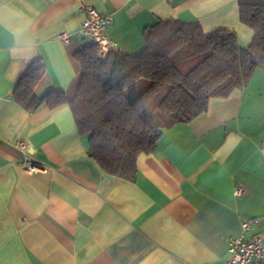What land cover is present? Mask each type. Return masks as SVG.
I'll list each match as a JSON object with an SVG mask.
<instances>
[{
  "label": "crops",
  "instance_id": "obj_1",
  "mask_svg": "<svg viewBox=\"0 0 264 264\" xmlns=\"http://www.w3.org/2000/svg\"><path fill=\"white\" fill-rule=\"evenodd\" d=\"M82 5L112 14L104 32L128 54L161 20L232 30L241 47L253 38L238 0H0V264H225L243 222L245 237L264 234V70L189 121L159 109L164 126L135 178L108 174L68 104L27 111L13 98L36 59L34 94L74 93Z\"/></svg>",
  "mask_w": 264,
  "mask_h": 264
},
{
  "label": "trees",
  "instance_id": "obj_2",
  "mask_svg": "<svg viewBox=\"0 0 264 264\" xmlns=\"http://www.w3.org/2000/svg\"><path fill=\"white\" fill-rule=\"evenodd\" d=\"M238 3L240 21L253 31L246 47L232 30L204 32L197 23L161 20L143 30L144 46L136 53L113 51L101 59L95 45L80 48L73 94H34L44 72L36 59L18 78L13 98L27 111L68 104L79 131L89 134L90 157L108 174L133 180L137 155L155 149L164 126L159 109L189 121L210 98L228 96L256 67L264 70V0Z\"/></svg>",
  "mask_w": 264,
  "mask_h": 264
},
{
  "label": "built area",
  "instance_id": "obj_3",
  "mask_svg": "<svg viewBox=\"0 0 264 264\" xmlns=\"http://www.w3.org/2000/svg\"><path fill=\"white\" fill-rule=\"evenodd\" d=\"M81 9L84 19L77 30L81 39V48L95 45L101 59L107 58L113 51H118L115 42L104 32L106 26L113 22L112 14H101L91 5H82ZM20 146L27 155L23 142H20ZM24 163L29 172L39 170V167L26 157ZM242 192L241 187L234 190L238 195ZM245 232H249V222L242 223V231L239 235L227 238L228 258L225 264H264V234H251L245 237Z\"/></svg>",
  "mask_w": 264,
  "mask_h": 264
}]
</instances>
